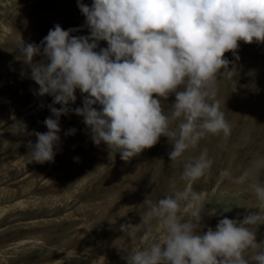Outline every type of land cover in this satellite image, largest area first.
Instances as JSON below:
<instances>
[{
	"label": "clouds",
	"instance_id": "obj_1",
	"mask_svg": "<svg viewBox=\"0 0 264 264\" xmlns=\"http://www.w3.org/2000/svg\"><path fill=\"white\" fill-rule=\"evenodd\" d=\"M77 6L89 36H73L78 29L55 25L40 45L23 44L19 51L39 86L38 95H50L52 105H60L49 106L48 131L35 133L34 145L29 141L31 162L53 161L59 118L75 104L77 89L86 95L82 107L72 111L83 117L93 143L103 142L125 162L152 148L161 136L174 138L170 161L209 135L230 136L217 99L218 77H233L224 56H235L238 42L264 43V0H93L91 7L77 0ZM100 41L107 48L97 52ZM38 55L44 60L34 63ZM171 94L175 102L165 115L161 98ZM74 133L70 129L65 135ZM211 165L207 150L201 151L184 165L183 190L149 201L141 224L121 225L135 245L127 250L126 264H264V244L256 243V226L264 224V185L258 181L249 186L258 212L242 221L223 218L204 234L197 231L205 204L192 184ZM230 175L229 170L220 173L221 179ZM249 175L246 171L233 182L242 185ZM249 251L253 254L246 259ZM67 257H76L75 251Z\"/></svg>",
	"mask_w": 264,
	"mask_h": 264
},
{
	"label": "rangeland",
	"instance_id": "obj_2",
	"mask_svg": "<svg viewBox=\"0 0 264 264\" xmlns=\"http://www.w3.org/2000/svg\"><path fill=\"white\" fill-rule=\"evenodd\" d=\"M80 3L91 7L93 0ZM55 25L78 29L73 36L90 35L77 0H0V264H126L127 250L135 245L121 225L141 224L149 201L183 190L185 163L205 149L211 168L192 184L205 204L197 231L204 234L223 218L242 221L259 211L249 186L264 185V43L238 42V59L225 53L234 75L218 77L217 99L231 126L227 139L222 133L209 135L170 161L174 138L161 136L125 162L103 142L93 143L83 117L72 111L82 107L86 95L77 89L75 104L59 118L53 161L37 163L27 158V145L37 142L35 133L48 131L44 121L51 116L53 97L38 95L19 51L23 44L40 45ZM101 48H107L105 41L96 51ZM43 60L42 55L33 58L34 63ZM174 102V94L161 98L165 115ZM70 129L75 133L65 135ZM223 170L230 178L221 179ZM246 171L244 184L233 182ZM151 228L155 233V221ZM256 243L264 244V224L256 226ZM74 251L76 257L68 258Z\"/></svg>",
	"mask_w": 264,
	"mask_h": 264
}]
</instances>
